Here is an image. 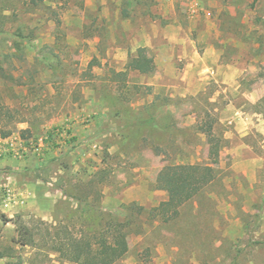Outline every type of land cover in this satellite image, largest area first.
<instances>
[{
  "label": "rangeland",
  "instance_id": "1",
  "mask_svg": "<svg viewBox=\"0 0 264 264\" xmlns=\"http://www.w3.org/2000/svg\"><path fill=\"white\" fill-rule=\"evenodd\" d=\"M139 48L155 72L115 77ZM0 101L23 120L0 137V264H72L15 245L17 217L78 235L116 219V264H264V163L226 155L237 127L220 122L241 111L264 155V0H0ZM179 164L217 177L164 224L155 180Z\"/></svg>",
  "mask_w": 264,
  "mask_h": 264
},
{
  "label": "trees",
  "instance_id": "2",
  "mask_svg": "<svg viewBox=\"0 0 264 264\" xmlns=\"http://www.w3.org/2000/svg\"><path fill=\"white\" fill-rule=\"evenodd\" d=\"M36 3V0H32ZM156 65L148 57L145 48H139L136 55L130 58L124 71L112 74L126 80L129 72H139L143 75L153 74ZM23 120L18 118V112L0 101V137L6 139L11 136L17 124ZM212 126L200 131L209 143V158L215 163L220 153V140L213 132ZM25 137L28 130H21ZM217 177L216 170L209 164H179L166 166L159 171L155 180V188L167 193V200L159 204L154 212L161 222L168 224L175 221L181 208L191 202L199 193ZM117 217V216H116ZM4 223L12 222L0 215ZM16 226V238L13 243L20 247L46 248L56 253L60 260L72 264H116L129 252V243L125 233V224L113 219L105 226L92 230L90 234H75L64 224L49 225L44 221H37L28 226L17 217L13 222ZM101 226V225H100ZM0 258H4L1 256Z\"/></svg>",
  "mask_w": 264,
  "mask_h": 264
},
{
  "label": "crops",
  "instance_id": "3",
  "mask_svg": "<svg viewBox=\"0 0 264 264\" xmlns=\"http://www.w3.org/2000/svg\"><path fill=\"white\" fill-rule=\"evenodd\" d=\"M139 73V72H138ZM184 82L186 81V77L182 79ZM204 81L203 77H198V81ZM194 81H196L194 79ZM198 93V92H197ZM197 93L190 91L189 89L185 90V94H189L192 96H196ZM161 111L165 109L166 114L170 116H175L177 113L173 107H165L162 105L160 107ZM231 115L225 116L223 113L220 114V122L223 123L225 126L228 125H234L237 127V134L238 136L235 137L236 142L233 143V138L231 136H227V138L231 139V147L232 150L230 152H227L226 155H230L233 159H235L236 163L246 164V163H252L254 165H260L264 163V155L262 157L256 156L252 153L250 144L245 141V137L248 135L249 131H251L252 128V122H249V119L247 116H245L241 111H239L236 108L231 109ZM165 113V112H164ZM160 115H163V112L160 113ZM176 123L173 120H171L170 123L165 124L166 126H174ZM194 126V125H192ZM264 153V152H263ZM223 156V153H221ZM221 158V156H220ZM234 161V163H235ZM245 174V173H244ZM46 195V194H45ZM30 197L32 199L40 197V196H34V193L30 194ZM44 197V196H43Z\"/></svg>",
  "mask_w": 264,
  "mask_h": 264
}]
</instances>
